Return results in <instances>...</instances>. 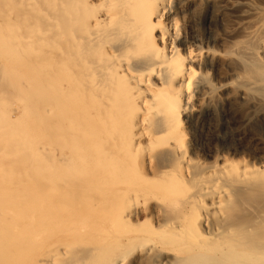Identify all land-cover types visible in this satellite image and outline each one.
I'll use <instances>...</instances> for the list:
<instances>
[{"label":"bare ground","instance_id":"obj_1","mask_svg":"<svg viewBox=\"0 0 264 264\" xmlns=\"http://www.w3.org/2000/svg\"><path fill=\"white\" fill-rule=\"evenodd\" d=\"M251 2L242 41L182 52L164 0H0V171L23 154L1 106L21 91L51 144L30 156L52 162L0 182V264H264V157L198 175L182 139L194 96L218 90L203 57L240 67L220 88L264 98V9Z\"/></svg>","mask_w":264,"mask_h":264},{"label":"rangeland","instance_id":"obj_2","mask_svg":"<svg viewBox=\"0 0 264 264\" xmlns=\"http://www.w3.org/2000/svg\"><path fill=\"white\" fill-rule=\"evenodd\" d=\"M251 1L253 5L264 9V0ZM164 2L168 4V8L163 23L167 28L176 26L178 29L180 33L178 43L182 52L198 46L204 48L209 46L223 51L232 40H243L240 37L238 22L243 15L245 0H164ZM230 62L207 55L195 64L197 72L205 75L218 87L217 93L213 94L210 100L195 95L191 102L193 109L188 111L182 120L185 135L182 139L183 143L188 145H184L186 157L190 160L192 170L197 169L198 175H208L207 166L217 165L216 163L219 165L238 163L239 159L252 161L264 157V98L257 99L233 91L236 82L231 89L220 88L221 83L229 79L226 75L228 71L240 68ZM21 85L24 87L26 83ZM29 95L30 93L24 94L21 91L16 99H12L8 94L1 105L2 110L18 116L16 152L24 154L18 155L16 159L19 161L14 163L9 162L13 155H5L0 171L1 183L18 182L13 175L21 173L27 172L30 177L37 171L46 172L52 164L48 162L47 156L39 163L35 162L32 155L30 156L36 147H48L51 144L45 133L36 139L38 135L34 131L33 115L29 113L32 103ZM74 95L81 97L83 94ZM41 126L46 127L47 124L44 122ZM58 142L59 145L62 144ZM66 144L69 145L68 141ZM9 150L11 149H5ZM67 150L65 148L64 152L70 156L71 153ZM35 166L38 169H35ZM94 166L95 163H92L87 169L91 171ZM23 179L21 181H24ZM190 194L193 192H186L181 198L189 197Z\"/></svg>","mask_w":264,"mask_h":264}]
</instances>
